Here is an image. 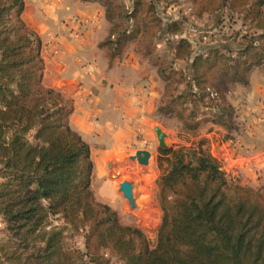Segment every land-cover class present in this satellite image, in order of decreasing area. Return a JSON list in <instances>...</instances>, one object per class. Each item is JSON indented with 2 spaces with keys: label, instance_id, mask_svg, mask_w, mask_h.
Returning a JSON list of instances; mask_svg holds the SVG:
<instances>
[{
  "label": "trees",
  "instance_id": "1",
  "mask_svg": "<svg viewBox=\"0 0 264 264\" xmlns=\"http://www.w3.org/2000/svg\"><path fill=\"white\" fill-rule=\"evenodd\" d=\"M80 1L105 8L113 27L100 47L110 64L135 46L157 69L167 98L159 112L176 119L182 134L195 138L210 122L235 127V109L221 84L228 79L248 85L252 70L264 64V0H188L198 18L228 11L249 28L238 48L217 46L200 54L182 37L183 23L164 24L151 0H132L131 10L120 0ZM24 11V0H0V216L10 236L0 245V261L110 264L112 257L120 264H264V186L230 178L204 149L205 140L160 150L168 168L158 180L162 219L155 245L96 199L91 147L70 126L74 101L43 85L42 42L26 27ZM160 34L179 37L170 42L172 61L158 53ZM177 61L186 62V69H176ZM54 218L64 227H53ZM68 232L85 233V251L69 246Z\"/></svg>",
  "mask_w": 264,
  "mask_h": 264
},
{
  "label": "crops",
  "instance_id": "2",
  "mask_svg": "<svg viewBox=\"0 0 264 264\" xmlns=\"http://www.w3.org/2000/svg\"><path fill=\"white\" fill-rule=\"evenodd\" d=\"M24 2L22 19L42 42L43 85L74 101L70 126L90 145L94 168L109 153H124L151 140L158 126L157 78L131 48L110 64L100 47L110 34L105 8L80 0ZM249 80L242 101L232 97V87L228 96L233 106L242 108L246 130L236 149L224 145L217 151L229 157L224 170L242 168V184L259 188L264 186V71L252 73Z\"/></svg>",
  "mask_w": 264,
  "mask_h": 264
},
{
  "label": "rangeland",
  "instance_id": "3",
  "mask_svg": "<svg viewBox=\"0 0 264 264\" xmlns=\"http://www.w3.org/2000/svg\"><path fill=\"white\" fill-rule=\"evenodd\" d=\"M151 1L155 3L158 15L163 20L164 24L172 21H180L183 23L184 33L182 37L189 39L196 54L206 53L208 49L217 46H227L232 49H236L242 43V36L249 30V28L242 26V22L238 19V16L235 17V20H231L229 17L230 12L228 11H224L223 14L218 13L213 16L205 15L202 18H198L193 14V6L188 0ZM120 4L124 10H131L133 2L132 0H120ZM116 23H120V20H117ZM131 25L132 24H130V26ZM112 27L113 26L110 23V30ZM177 39H179V37H169L168 35L160 34L158 39L155 41L158 53L162 56H166L169 61H172V46L170 42L176 41ZM130 48L135 52V46H131ZM135 54L138 55L136 52ZM139 57L142 62L147 63L148 67L154 71L153 73L157 78L159 85V97L156 102L155 117L158 123L157 127H160L167 135L166 144L168 148L179 149L196 147L199 141L205 140L204 149H208L210 154L225 167L224 159L229 157L224 155L221 156V154L217 151L218 148L228 145V148L236 149V142L240 140L246 130V122L244 120L242 108L231 104L232 102L228 99L229 91L232 87L234 92L232 97L236 98V101H242V96L246 95V91L249 88L250 80L248 85L230 83L228 79L222 80V91L225 93L228 102L235 109V127L233 129H226L210 122L206 124L200 130L198 136L194 138L181 133V124L176 119L159 112V109L165 105L167 100L165 97L166 84L158 75L157 69L152 66L148 60L143 59L141 56ZM174 66L176 69H186L187 63L177 61ZM260 71H264V64L259 67H255L250 73L249 79L252 73H258ZM206 111L209 114H214L216 112V110L211 109ZM142 140L143 139H139V141ZM138 147L145 148L143 150H147L152 153V158L149 164L150 171L145 172V177L149 186L148 189L152 192V201L146 211H142V209L137 205L136 208H132L128 200L123 197V194L120 192V184L123 183L124 180L133 182L136 195H140L142 185L138 182V180H132L129 176H119L118 178L115 177L112 179L110 173L114 171L115 166L112 168L109 167L110 163L106 160V156L108 154L105 156L106 163L103 162L102 159H97L95 161L96 167L94 168L93 173L92 190L98 201L110 205L119 213L123 224L139 227L146 233L151 244L155 245L158 228L162 219V211L157 201L158 180L163 172L168 168V162L167 157L163 156L160 152L162 149L159 146L156 132L155 136H153L151 140L149 139V141L140 144L139 146L128 147L124 153L120 154H125L128 159L130 155H134L136 151L141 150L138 149ZM225 172L231 178L238 180L241 185H244L242 184L244 180V170L242 168H234V170L229 169V171L225 170ZM121 178L123 179L121 180ZM127 205L129 206V210H127ZM137 214L142 217H138ZM52 226L63 228L64 224L57 218H54L52 220ZM67 234L68 244L71 248L85 251V233H81L77 236H71L70 232ZM9 238L10 236L7 231L5 220L2 216H0V245L7 242ZM0 264L6 263L0 261ZM110 264L120 263L117 259L110 257Z\"/></svg>",
  "mask_w": 264,
  "mask_h": 264
},
{
  "label": "bare ground",
  "instance_id": "4",
  "mask_svg": "<svg viewBox=\"0 0 264 264\" xmlns=\"http://www.w3.org/2000/svg\"><path fill=\"white\" fill-rule=\"evenodd\" d=\"M106 160L109 163H113L114 171L110 173L111 178L115 177H124L129 176L132 180H138V182L142 185V189L140 195H136V190H133V195L135 199V203L142 211H146V209L150 206V202L152 201V192L148 189V181L146 180V173L150 171V166H141L137 161H131L129 158H126L125 154L116 153L114 155L108 154L106 156ZM123 178H121L122 180ZM130 180V179H126ZM125 181V180H124ZM151 185V184H149ZM127 210H129V206L127 205ZM138 215V214H137ZM138 217H142L138 215ZM146 221V220H145Z\"/></svg>",
  "mask_w": 264,
  "mask_h": 264
},
{
  "label": "water",
  "instance_id": "5",
  "mask_svg": "<svg viewBox=\"0 0 264 264\" xmlns=\"http://www.w3.org/2000/svg\"><path fill=\"white\" fill-rule=\"evenodd\" d=\"M155 132L157 134V139L159 142V146L162 150L169 149L166 144V133L160 128L156 127ZM152 158V153L147 150H138L134 155H130L129 159L131 161H137L141 166H148L150 164V160ZM110 168L113 167V163H110ZM134 184L130 181H124L120 184V192L123 194V197L128 200L130 206L132 208H136V203L133 195Z\"/></svg>",
  "mask_w": 264,
  "mask_h": 264
},
{
  "label": "built area",
  "instance_id": "6",
  "mask_svg": "<svg viewBox=\"0 0 264 264\" xmlns=\"http://www.w3.org/2000/svg\"><path fill=\"white\" fill-rule=\"evenodd\" d=\"M76 35V37H79L80 36V34L79 33H76L75 34ZM60 53V51H59V49H56L55 50V54H59ZM228 175V174H227ZM229 176V175H228ZM231 178V177H230ZM233 179V178H232ZM233 180H235V179H233ZM238 181V180H237Z\"/></svg>",
  "mask_w": 264,
  "mask_h": 264
}]
</instances>
